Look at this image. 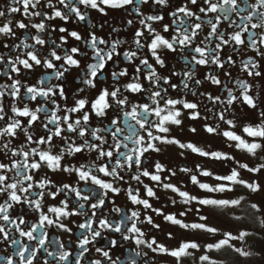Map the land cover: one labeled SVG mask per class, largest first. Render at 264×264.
<instances>
[{"label":"flooded vegetation","instance_id":"obj_1","mask_svg":"<svg viewBox=\"0 0 264 264\" xmlns=\"http://www.w3.org/2000/svg\"><path fill=\"white\" fill-rule=\"evenodd\" d=\"M257 0H248V3L255 5ZM51 3L57 4L58 0H51ZM240 7H244L243 0H237ZM11 4V0H0V10L6 12L5 18H0V27L7 23L8 19L13 21L12 27L14 29L15 39L9 37L0 36V56L5 57V61L10 54L11 57H15L19 52H13L12 48L16 44H19L25 36H40L45 40V46H37L40 57L51 59L49 53L56 51L57 55L64 56L66 50L68 53L71 49L77 48L83 55L74 56L80 67L69 68L63 75V78L57 80L54 78V71L43 66H33L31 71L20 68V75L15 73H9L13 80H19L27 87H36L38 90H53L54 95L49 97L48 100H44L38 97L35 101L29 100L26 97V88H21L19 99H13L11 95H5L0 99V106L5 108V120L0 121V126H5L9 118L19 119L24 127H27L28 121L26 118L13 117L12 106L15 105L18 109L23 110L25 104L31 111H35L37 108L48 109L51 113L55 111V105H60L61 109L73 108L76 106V101L86 100L88 104L85 111L90 113V123L88 127L100 128L104 126H111L113 119H119L121 122L118 125L123 132L122 135H128V130L123 118V112L131 111V106L135 104H147L148 93L133 94L130 92H124L125 85L133 82V77L140 75V83L148 88L150 85L148 81L144 79L147 72L141 67V73H137L135 69L140 67V59H147L150 64L156 69L157 73L163 78L170 80L172 85H176V90L173 91L170 85L160 82V87L167 89L165 93L166 99L183 100L186 103H194L197 105L196 113L199 114V118L196 120L190 119L194 114L193 110L184 109L182 105H177L176 110L180 111L182 115L178 117L181 121L179 125L169 124L167 133L153 132L154 135L161 136L163 139L176 140L178 144H166L159 141H153L158 151H149L142 157L140 168L137 169L133 166L131 169L124 168L122 171L117 170L118 174L123 177L121 181H115L111 177H104L100 173H92L97 178L101 179L105 183H113L114 186L121 189L119 195L113 193H104L102 189L93 185L90 181H81L76 173H66L61 171L52 172L46 166L42 167L39 172L29 173L33 175V183H39L41 180H47L50 184L55 185V188H45L44 192H55L58 188H62L65 184L82 190L81 194L90 195V199L85 203V215L69 216L63 218L56 223H60L63 227L68 228L70 231L65 232L61 228L47 227L44 231L48 234L50 243L49 250L54 251L55 246L51 245V242L58 240L64 245L65 251H70L74 264V258L79 255L80 250L77 245L80 242V238L85 235L81 232L79 225L86 223L92 218L91 205L97 203L99 199L103 198L105 206L101 209H96V217L93 218L95 223L93 228L100 230L98 222L103 219L111 221L113 224H120L122 231L126 232L124 225L127 228L131 227V222L126 221V217L130 216L132 212H137L140 216V220L137 221V228L145 233L143 239L145 241L155 240L157 244L162 245L167 251L178 250L182 244L195 243L198 246V250L190 249L189 255L182 257L179 261L176 258L161 253L159 251H153L144 245L137 246L134 240L137 237H133L129 241H124L120 233L111 231H102L101 237L96 238L92 244L88 245L89 251L84 256L81 264H93L94 261H101V264H111V261L106 260L97 249L102 251H108L112 260H119L120 264H264V139L260 137H249L246 135L244 129L247 127H260L264 125V47L260 43L256 44V47L260 49L258 54L248 43V33L242 35L244 40L243 45L237 46L235 42L229 43L223 47L220 52L221 61H226L229 57L233 60L232 64H225L224 68H218L215 65L200 66L194 64H186L185 61L192 60V53L186 48L181 51L179 48L175 52L168 51L167 49L158 50V55L164 61V67H160L153 58L149 51V45L154 39L149 35L142 27V19L147 16H163V19L157 23L150 21H144V23H151V27L154 31L164 38L171 40L172 36L176 33V26L173 24L175 19L170 15L173 11L188 4L189 9L195 14L201 16V21L212 19L215 21L220 13H216L210 16H204L199 12L200 7H204L203 0H198L197 5H191L190 0H168L167 7H161L152 3L149 0V4L140 5L142 16L136 15L132 8L135 5L127 6L123 9H110L104 8L106 15L94 9H85L82 5L79 6L80 10L86 14L87 19L84 22H80L76 19L74 14H69L68 10L59 6L67 17L68 23L63 20H49L44 21L48 30L44 33H37L35 29L29 27L26 30L15 28V24L23 22L29 24L30 21L25 19L21 14H13V16H7V10ZM75 6V4L73 5ZM103 7V5H101ZM37 10L45 12L47 15H51L52 8L46 7L45 4L38 6ZM250 13L245 12L243 15L247 16ZM187 19V18H184ZM129 21L132 23L129 24ZM234 21L235 23H231ZM35 23H40V18L34 20ZM189 24H194L197 21L188 20ZM245 23L249 24V32H252L250 24L257 23L255 19L250 22L241 20L240 15L233 13L230 21H223L219 24L217 29V37L213 39L210 46L215 48L219 43V33H223L225 38H228L237 32L242 30ZM240 25L241 27H237ZM168 26L169 31L165 33L164 27ZM60 28H66L67 32L61 33ZM56 29V31H52ZM144 31L145 35L141 38V42L144 44V48H137L134 41L137 39L136 32ZM69 32H77L81 37V41L74 40L68 35ZM211 33V25L206 23L202 24L201 31L193 43V48L199 46L204 47V38ZM257 39L260 36H264V28H258L255 30ZM91 35H95L97 39H102L106 42L105 45H99L98 50H102L107 53L111 50L113 43L117 44L115 53L110 61L106 62L103 71L98 73L97 78L93 81L96 87H89L84 83V80L89 77V66L96 63L93 59L94 52L87 46V42L91 39ZM61 38L67 41L66 44H62L61 47L56 48L55 44L61 43ZM52 40L55 44H49ZM123 43H120V42ZM31 42V41H28ZM8 44V48H4L3 45ZM26 51V50H21ZM135 52L136 56L140 59H134L129 63L125 56V52ZM21 58H26L22 56ZM199 58V57H197ZM249 59L254 60L259 68L260 76H249L247 72L243 71V65ZM56 70H61V67L68 68L64 65L63 60L52 61ZM123 69L128 71V76L120 77L119 81L113 80L112 73L119 72ZM0 71H3V66H0ZM179 73L180 75H173V73ZM185 72H193L194 78L187 81L189 89L183 88V74ZM209 73H213L221 81L220 85L213 84L208 79ZM227 73V75H226ZM51 78V79H48ZM45 81V84H41V81ZM196 81H200L199 84ZM238 82H246L250 91L248 95L253 97L256 102V107L251 108L243 102L241 90L237 88ZM12 81L6 76H0V86L7 85L11 88ZM64 90V96L61 98L58 89ZM115 88H120L124 96H127L130 104L127 108L121 110L118 107L109 109L106 116L98 118L91 113V104L94 102L103 90L109 92L114 91ZM227 89V91L225 90ZM154 91L156 89H153ZM196 95H192V92ZM228 91H231L235 97L236 102L231 105L215 103L213 104L208 97L211 96L214 99L219 98L220 101H226L228 99ZM203 94V95H201ZM122 98V97H121ZM164 107L163 104L160 105ZM224 115V120L219 119V115ZM39 120L33 125L29 132L33 134L34 139L41 137H47L49 133L45 132L44 124L41 121L46 122L50 117L45 113H39ZM58 116H64V111L57 112ZM83 113H75L72 119H82ZM151 120H156V117H150ZM225 121H231L234 125L230 127ZM137 127V131L140 136H143L147 140V136L143 131H139L138 126L134 124V121H128ZM52 128L53 126H49ZM207 127L217 129L215 134H209L205 131ZM192 129H195L193 132ZM54 130V129H53ZM231 132L236 136H239L247 144L258 143L261 148L258 149L255 155L248 153L246 150L241 149L237 141L227 139L223 133ZM69 135L71 139H75L77 144L82 143L79 140L77 134H62ZM107 143L103 146L105 151L113 150L109 148V145L114 144L111 135L104 137ZM89 139L90 137H86ZM6 142V141H5ZM123 142V141H122ZM95 143V142H92ZM27 144V138L22 131L17 133V137L12 140L14 150L20 149ZM52 148V154L56 155L60 149L65 146V141L61 138H54ZM191 144L197 149L203 150L208 153V156H200L197 153L191 151L189 148H181L179 145ZM29 148L36 147V145H29ZM129 147L131 145L129 144ZM41 151L46 150V146H40ZM26 151L28 149H25ZM121 152L125 149L121 148ZM219 153L225 156H230V160H214L211 159V154ZM96 152H82L74 156H65L61 161L62 167H76L91 166L95 164L98 168L101 165L108 163L107 159L97 160ZM20 157H11L10 154L5 155L0 153V163L11 165L12 162L18 161ZM32 159L38 158H30ZM117 157L114 155L112 163H115ZM159 164L164 171L157 173L156 165ZM240 165H246L248 169H260L258 172H250L246 168L240 167ZM111 168V165H110ZM181 169H190L188 172H183ZM236 171L239 175L238 180L243 183L232 184L227 180V177L231 176L233 171ZM140 171H148L150 175H159L161 177L160 182L152 181L147 177H141V182H137L132 179L133 175ZM201 171H208L212 175L205 177L201 176ZM174 173V175H173ZM9 175H14L11 173ZM195 176L198 180V184L192 183V177ZM213 177H221L224 179H214ZM256 185L258 191L253 192L250 188L245 187L244 184ZM199 184H206L212 188L223 187L225 189L231 188L232 191H214L207 192L199 187ZM165 185L175 186L179 192L186 193L191 199L188 203L183 202V197L170 189L165 188ZM27 186V185H25ZM153 189L155 198L148 197L146 187ZM132 188L139 192V199L146 200L151 208L145 209L143 205H134L127 194V190ZM33 191L39 192V189L33 188ZM95 193L96 195H91ZM7 199V194L0 195V203H3ZM201 199L215 200V201H227V206H211L201 205L198 201ZM67 201L69 211L76 209V196L75 193H68L65 195L63 192L52 200L45 195L44 201H42L41 212L48 215L51 219L55 220V216L48 212L49 207H61V202ZM239 201L238 204L234 202ZM119 209V212L115 211ZM155 209L156 211H153ZM157 212L161 214H157ZM183 214V215H182ZM12 218L23 217L26 221L23 226L24 229L30 230L32 225L38 224L41 213H37L30 209L28 205L20 204L15 205L10 212ZM168 216H173L184 225H203L206 228H211L213 232H207L201 229H190L181 227L180 224H173L166 219ZM205 217L206 219H201ZM146 218H150L152 223L141 222ZM155 225V226H154ZM241 233H247L240 239ZM229 236L236 237V239L228 240L226 244L222 242L226 241ZM16 239L21 240L23 244L29 242L24 240L16 233ZM116 240L118 242L117 247H111V241ZM217 245H221L217 247ZM32 247L38 245L35 241L32 242ZM7 251H3V249ZM155 248V245L153 246ZM248 253L247 255H240L239 251ZM13 253V249L7 246V243L0 244V255L9 257ZM136 253L140 255L137 256ZM203 257L208 259L202 260ZM37 259L39 264H44V260L48 259L46 253H38ZM15 264H18V258ZM36 264V261H34ZM52 264H58V262H52Z\"/></svg>","mask_w":264,"mask_h":264},{"label":"snow or ice","instance_id":"obj_2","mask_svg":"<svg viewBox=\"0 0 264 264\" xmlns=\"http://www.w3.org/2000/svg\"><path fill=\"white\" fill-rule=\"evenodd\" d=\"M244 7H240L237 3V0H203L204 7L199 8V12L204 16L214 15L216 13H220V16H217L215 21L212 19L201 21V16L195 14L193 11L189 9L188 4L178 8L176 11L170 13L173 20V24L176 26V33L172 36L171 40L164 38L162 35L156 33L154 29L151 27V23H144V21H150L152 23H157L163 19V16H147L143 17V14L140 10V5L149 4V0H58L57 4L51 3V0H11V4L7 10V16L11 17L13 14H21L25 17V19L29 20V24H25L23 22H18L15 24V28L26 30L29 27L35 29L37 33H44L48 30V26L44 21L63 20L65 23H68V17L59 10V6H63V8L68 10L69 14H74L76 19L80 22H84L87 19L86 14H84L79 6H83L85 9L91 8L96 11L101 12V14L106 15L107 13L104 11V8L110 9H123L127 6L135 5L132 8V11L138 15L142 16V27L145 31L148 32L149 35L153 36L151 44L149 45V51L151 52L153 58L156 60V63L160 65V67H164V61L157 54L160 49H167L168 51L175 52L177 48L181 51L184 49H188L193 55L191 61H185L186 64H194L200 66H208L215 65L218 68H224L225 64L234 63L231 57H229L226 61H221L220 52L223 50L224 46H227L231 42H235L237 46L243 45L244 40H242V35L244 33H248V43L256 51L258 54L260 53V49L256 47L257 43H260L262 47H264V36H260L257 39L255 30L258 28H264V0H257L255 5H251L248 3V0H243ZM152 3L161 7L168 6V0H152ZM45 4L46 7L52 8L53 12L51 15L45 14V12L41 10H37L38 6ZM75 4V6H73ZM191 5H197L198 0H190ZM103 5V7H101ZM245 12L250 13L247 16L243 14ZM233 13L240 15L241 20L245 22H250L253 19L257 21V23L250 24L252 28V32H249V24L245 23L242 27V30L237 32L236 34L225 38L223 33H219L218 39L219 43L216 44L215 48L210 46V43L214 38L217 37V29L219 24L223 21H230ZM6 12L0 10V18H5ZM36 18H40V23H35L34 20ZM187 18V19H184ZM188 20L197 21L194 24H189ZM132 22L129 21V24ZM211 25V33L210 35L204 38V47H195L193 48V43L196 41L197 36L201 31L202 24ZM231 23H235L231 21ZM13 21L8 19L7 23H5L2 27H0V36L9 37L11 39H15L14 29L12 27ZM237 27H241L237 25ZM52 31H56V29H52ZM59 31L61 33L67 32L66 28H60ZM163 31L167 33L169 31V27L165 26ZM69 36H71L76 41H81L82 37L77 32H69ZM137 39L134 41L137 48L143 49L144 44L141 42V38L144 37V31L136 32ZM31 41V42H28ZM45 40L40 36H25L23 40L20 41L19 44H16L14 48H12L13 52H19L15 57H11L8 55L7 60L5 61L4 56H0V66H3V71H0V76H6L9 80L12 81L11 88L7 85L0 86V99H2L5 95H11V97L15 99H19L21 88H26V97L29 100L35 101L38 97L48 100L49 97L54 95V91L49 89L38 90L36 87H27L22 84L19 80H13L12 76L9 73H15L17 76L20 75V68L24 70L31 71L33 66H43L52 69L54 71V78L60 80L63 78V75L69 68L80 67L79 62L74 59V56L83 55L77 48L71 49V52L68 53L66 50L65 55L62 57L57 55L56 51H52L49 53L51 59L44 58L43 60L40 57V53L38 52L37 46L44 47ZM49 44H55V41L50 40ZM67 41L61 38L60 44H55L56 48L61 47L62 44H66ZM120 43H123L122 41ZM106 42L102 39H97L95 35H91V39L87 42V46L92 49L94 52L93 59L96 60V63L89 66L88 74L90 78L84 80V83L89 87H96L93 81L97 78L98 73L103 71L105 68L106 62L110 61L115 53V49L117 48V44L113 43L111 45V50L107 53L102 50H98L99 45H105ZM4 48H8V44L3 45ZM26 51H21V50ZM22 56H26V58H21ZM124 56L126 60L131 63L134 59H140L136 56V53L133 52H125ZM199 57V58H197ZM61 61L63 60L64 65H67L68 68L61 67V70H56L52 61ZM140 67H137L135 71L139 74L141 73V67L145 69L147 75L144 76V79L148 81L149 87L145 88L139 81L140 75L133 77V82L125 85L124 92H130L133 94L140 93H148L147 100L149 103L147 104H135L131 106L130 112H123V118L126 124V128L128 130V135H122L123 130L118 127L120 124L119 119H113L111 121V126H104L100 128H92L88 127L90 123V113L85 111V108L88 104L86 100H78L76 101V106L68 109H61L60 105H55L56 110L51 113L48 112L46 107L37 108L34 112L31 111L27 104H25L23 110L18 109L15 105L12 106L13 117H22L26 118L28 121L27 127H24L19 119L9 118L7 124L5 126H0V153L5 155L10 154L11 157H20L18 161H14L11 165H7L4 163H0V195L7 194V199L0 203V244L7 243L9 248L13 249V253L9 257H5L0 255V264H15L16 259L18 258V264H39L37 259L38 253H46L48 259L44 260V264H52V262H58V264H73L72 253L70 251L64 250V245L60 243L58 240H54L51 242V245L55 246L54 251H50V243L48 239V234L44 231L45 226L47 227H57L61 228L63 231H70L68 228L63 227L62 224L56 223L63 218H67L69 216H78L85 215V203L91 197L88 194L82 195V190L73 188L67 184H65L62 188H58L55 192H44L45 188H55V185L50 184L47 180H41L39 183H33V175L29 173L39 172L42 167H47L52 172L63 171L66 173H76L81 181L91 182L93 185H96L103 192L113 193L114 195H119L121 189L113 185V183H105L101 179L97 178L92 173H100L104 177H111L115 181L123 180V177L118 174L117 170H123L124 168L131 169L135 166L137 169L140 168L142 157L145 153L149 151H158L159 149L155 147L153 141H159L160 143L166 144H178L176 140H167L163 139L161 136L154 135L153 132L159 133H167L168 128L166 125L174 124L179 125L181 121L178 119L182 115L180 111H177V105H182L184 109L193 110L194 114L190 117L192 120H196L199 118V114L195 112L197 109V105L194 103H186L183 100H173L170 98L166 99L165 93L167 89L160 87V82L162 80L163 84L170 85L173 91L176 90V85H172L170 80L163 79L156 71V69L149 63L147 59H140ZM259 68V65L254 61L249 59L243 65V71L247 72L249 76H260V71L256 69ZM128 71L123 69L119 72H113L112 78L113 80L119 81L120 77L128 76ZM173 75H180L179 73H173ZM227 75V73H226ZM194 78L193 72H185L183 74V88L185 90L189 89V84L187 81ZM208 79L211 80L213 84L220 85L221 81L217 78V76L213 73H209ZM51 79V78H48ZM41 84H45V81H41ZM197 84L200 81H196ZM237 88L241 90L242 99L245 104H247L251 108H255L256 102L253 97L248 95V92L251 90L249 85L246 82H238ZM153 89H156L155 91ZM227 91V89H225ZM60 97L66 98L64 96V90L62 88L58 89ZM192 95H196L193 91ZM203 95V94H201ZM122 97V98H121ZM208 99L213 103H222L231 105L236 102L237 97L233 95L231 91H228V99L226 101H220V99L213 98L211 96ZM130 104V101L127 96L123 95V92L120 88H115L114 91L109 92L108 90H103L98 98L92 102L91 104V113L94 114L98 118H103L106 116L109 109H113L118 107L123 110L127 108ZM163 104L164 107L160 105ZM64 111V116H58L57 112ZM39 113H45L50 118L47 119L46 122L41 121L44 124L45 132L49 133V135L45 137H41L39 139H34L33 134L29 132V129L33 127L34 124L39 120ZM75 113H83L82 119H72V116ZM5 108L0 106V121L5 120ZM156 117V120H151L150 117ZM220 120H224V115H219ZM128 121H134V124L138 126L139 131H143L147 136V140L144 139L143 136L139 135L137 131V127H135L132 123H128ZM229 124L230 127H233L231 121H225ZM53 126L50 128L49 126ZM54 129V130H53ZM22 131L27 138V144L22 146L18 150H14L12 145V140L17 137V133ZM194 132L195 129H192ZM209 134H215L217 129L212 127H207L205 129ZM245 133L249 137H260L264 139V125L260 127H247L244 129ZM77 134L78 138L82 143L77 144L75 139H71L69 135L62 134ZM107 135H111L112 140L115 141L114 144L109 145V148L113 150L105 151L103 146L107 143V140L104 138ZM223 135L232 141H237L240 148L246 150L248 153L255 155L256 151L261 148V145L258 143L247 144L244 140H242L239 136L234 135L231 132H224ZM86 137H90L86 139ZM54 138H61L65 141V146L60 149L59 153L56 155L52 154V148L55 147L53 144ZM6 141V142H5ZM123 141V142H122ZM129 144L131 147H129ZM29 145H36V147L29 148ZM40 146H46L45 151H41ZM181 148H189L191 151L197 153L200 156H208L209 154L204 152L203 150L197 149L191 144L188 145H179ZM121 148H124L125 151L121 152ZM25 149H28L27 151ZM96 152L97 160H105L107 159L108 163L101 165L100 167H96L95 164L91 166H81L80 168L76 167H62L61 161L64 157L74 156L76 154L82 152ZM114 155L117 157L115 163H112ZM30 158H38L32 159ZM211 159L214 160H230L232 159L230 156H225L219 153L211 154ZM111 165V168H110ZM242 168H246L250 172H258L260 169H248L246 165H240ZM164 169L161 165H156V172H162ZM183 172H188L190 169H181ZM14 173V175H9ZM174 175V173H173ZM201 176H211L212 174L208 171H201ZM238 173L234 170L231 176L227 177V180L232 184L243 183L238 180ZM141 177H147L152 181L160 182L161 177L159 175H150L148 171H140L133 175L132 179L141 182ZM214 179L220 180L224 179L221 177H213ZM192 183L198 184V180L195 176L192 177ZM27 185V186H25ZM245 187L251 189V191H258V187L256 185L244 184ZM146 192L148 197L155 198V193L153 189L147 188ZM199 187L207 192L214 191H232L231 188H212L206 184H199ZM33 188L39 189V192L33 191ZM165 188L170 189L172 192L177 193L181 197H183V202L188 203L191 199L186 193L179 192V190L172 185H165ZM64 193L67 195L68 193H75L76 196V209L74 211H69V205L67 201L61 202V207H49L48 212L55 216V220L51 219L48 215H45L41 212L42 209V201L45 199V195L50 197L52 200H55L60 193ZM127 194L129 199L134 205H143L145 209L151 208V205L146 201L139 199V192L135 191L132 188L127 190ZM91 195H96L92 193ZM83 201V202H81ZM201 205H211V206H227V201H215V200H205L201 199L198 201ZM238 204L239 201L234 202ZM25 204L28 205L30 209L34 210L37 213H41L39 223L32 225L30 230L24 229V225L26 221L24 218L17 217L12 218L10 215L11 210L15 205ZM105 206V201L103 198L99 199L97 203L91 205L92 218H90L86 223L79 225L81 232L85 233L80 238V242L77 247L80 250L79 255L74 258V264H81L84 256L89 251L88 245L92 244L96 238L101 237L102 231H111L115 233H120L124 241H129L133 237H137L134 240V243L137 246L144 245L153 251H159L161 253H166L169 256H172L179 261L182 257L189 255L190 249L198 250V246L195 243H185L182 244L178 250L167 251L162 245L157 244V242L153 239L151 241H145L143 237L145 233L141 232L137 228V221L140 220V216L137 212H132L130 216L126 217V221L131 222V227L127 228L126 224L124 228L125 231H122V226L120 224H113L111 221L107 219L100 220L98 222V227L100 230H95L93 228V224L95 220L93 218L96 217V209H101ZM115 211L119 212V209H115ZM153 211H156L153 209ZM157 214H161L157 212ZM183 215V214H182ZM167 220L172 222L173 224H180L181 227H186L190 229H203L207 232H213L214 230L211 228H206L203 225H184L180 223L175 217L168 216ZM201 219H206L205 217H201ZM151 224L152 221L150 218H146L145 221ZM155 226V225H154ZM16 233L19 234L24 240L29 243L23 244L21 240L16 239ZM247 235V233H241L240 239ZM236 239V237L229 236L228 239L222 244H226L228 240ZM38 245L37 247H32V242ZM111 247L115 248L118 245L116 240H112ZM155 245V248L153 246ZM221 245H217L220 247ZM3 251H7V249H3ZM98 252L106 259L111 261V264H120L119 260H112L108 251H102L97 249ZM239 251L240 255H247L244 251ZM139 256V253H136ZM207 257H203L202 260H207ZM93 264H101V261H94Z\"/></svg>","mask_w":264,"mask_h":264}]
</instances>
